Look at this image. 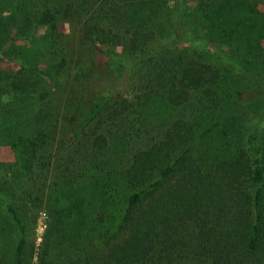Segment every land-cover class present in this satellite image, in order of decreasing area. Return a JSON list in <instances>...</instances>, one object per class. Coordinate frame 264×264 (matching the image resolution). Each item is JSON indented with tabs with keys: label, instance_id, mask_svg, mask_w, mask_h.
I'll use <instances>...</instances> for the list:
<instances>
[{
	"label": "trees",
	"instance_id": "16d2710c",
	"mask_svg": "<svg viewBox=\"0 0 264 264\" xmlns=\"http://www.w3.org/2000/svg\"><path fill=\"white\" fill-rule=\"evenodd\" d=\"M193 6L179 20L168 0H0V141L16 152L0 187L47 210L40 264H264V11ZM102 53L138 82L113 105L89 86ZM0 203L18 229L0 263L27 264L28 212Z\"/></svg>",
	"mask_w": 264,
	"mask_h": 264
},
{
	"label": "rangeland",
	"instance_id": "374dc122",
	"mask_svg": "<svg viewBox=\"0 0 264 264\" xmlns=\"http://www.w3.org/2000/svg\"><path fill=\"white\" fill-rule=\"evenodd\" d=\"M255 1L259 4V8L264 11V0ZM193 4L194 0H168L170 17H176L177 19L181 20V16L183 15L182 11L184 9H187L192 13V11L194 10ZM179 13L181 14V16H179ZM192 18L193 15L186 16L184 19L189 22ZM41 32L42 31L40 30V33ZM197 32L201 34L203 33L202 30ZM185 35L187 37H191L193 33L192 31H190V29H188ZM15 42L16 43H14V46L16 47V52H21L25 58L37 62H47L48 60H51L47 55V48L43 49L44 47L42 45H37L34 46L35 48H33L27 40L18 39ZM162 45L163 40L156 39L152 43L151 47L152 50H157L162 47ZM203 45L204 42L200 41V43L198 45H195L194 47L202 48ZM101 56L102 59L107 63V65L104 68L100 69L99 66L96 64L95 74L94 76H92L89 86H95L97 90L102 94L109 90V95L111 98L109 102L111 103V105H113L124 97H130L132 92L136 90L135 88L138 86V82L136 79L126 81L124 74L121 73L120 68L118 66V58H109L103 55V53L101 54ZM1 63L2 66L14 70L18 66V59L14 55H7L1 58ZM59 98L54 99V106L59 104ZM262 124H264V121H262ZM255 128H258V125H255ZM15 157L16 152L14 151L11 143H8L6 141H0V161L6 164L8 172L11 171L10 169H12L15 163ZM0 194L3 198L9 200L12 203L14 209L16 210L19 216L28 212V220L29 224L31 225L29 243H32L33 245V252L32 257L27 264H40V258L44 254V242L49 233L50 217L47 210L43 207L32 208L31 205L26 201H11V199H9L7 191L3 188L1 189V187ZM2 226L4 229L2 228ZM3 230L8 235L0 241V246H2L1 244L4 243L6 246L5 249L13 248L18 239V229H12V225L9 224V216L6 212V207L5 205L0 203V232H3ZM5 257L6 260H9V262L11 263V259L9 258L8 252Z\"/></svg>",
	"mask_w": 264,
	"mask_h": 264
}]
</instances>
